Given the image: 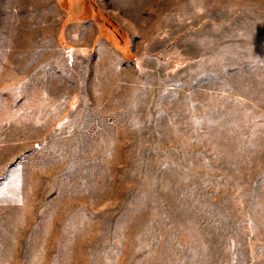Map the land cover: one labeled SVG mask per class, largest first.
Here are the masks:
<instances>
[{
    "label": "rangeland",
    "instance_id": "1",
    "mask_svg": "<svg viewBox=\"0 0 264 264\" xmlns=\"http://www.w3.org/2000/svg\"><path fill=\"white\" fill-rule=\"evenodd\" d=\"M0 264H264V0H0Z\"/></svg>",
    "mask_w": 264,
    "mask_h": 264
}]
</instances>
